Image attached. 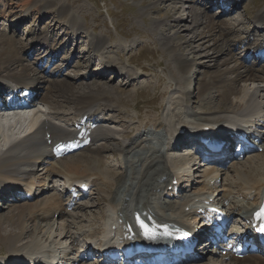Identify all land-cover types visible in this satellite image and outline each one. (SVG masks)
<instances>
[{
	"label": "rangeland",
	"instance_id": "1",
	"mask_svg": "<svg viewBox=\"0 0 264 264\" xmlns=\"http://www.w3.org/2000/svg\"><path fill=\"white\" fill-rule=\"evenodd\" d=\"M34 4L38 8L29 9L27 12L26 7ZM237 4L234 11L219 17V10H216L212 1L207 0H27V2L26 0H0V37L10 36L14 39L17 48L23 51L27 50L29 63L36 62L41 56L47 61L52 60L50 68L60 69V73L55 77H52L50 72L44 73L46 80L51 81L54 78L56 81H62L66 79L74 92L84 94L89 92L91 87L101 84L102 89L97 93L94 110L107 114L106 117H110V119L108 122H103L102 125L116 131L113 138L103 140V147L98 149L104 156L101 167H110L123 172L126 162L124 152L121 151L119 145L123 144V141L129 142L130 137L133 138L137 133L144 131L167 140L171 133L176 132V127L171 129L167 125L168 121L173 119L169 116V111L173 106L181 113L185 111L184 114H187V111L197 112L196 114H203V116H223L237 120L239 118L229 116L243 115L244 111L232 108L229 100L217 97L216 88L209 87L203 93L198 91L200 83L208 80V75L216 70L215 67L229 70L239 64L241 60L243 61L242 45L239 42L246 39L249 32L252 33V38L248 39L251 45L255 38L263 37L264 30L259 33L255 29V19L264 13V0H241ZM202 10L206 11V16H213L215 21L221 22L220 26L224 25V30L228 28L230 30L228 34L234 42H230L232 56L227 63H223L226 57L212 55V50L207 47L208 44H203L204 42L199 38L202 28L199 26L194 28L191 15L193 12ZM41 34L47 37L42 44L46 46L44 49H53L54 57L52 55L45 56L46 51L44 54V51L40 53L35 51V49L41 48L38 39ZM191 36H194L195 39L192 49L187 47V43H184ZM93 38L100 39L98 47L91 44ZM176 44L180 45L181 50L175 47ZM175 49H177L176 53H174ZM193 50L195 52H192ZM207 53L212 57L206 58ZM179 55L192 58V63L186 72V81L181 79L182 73L177 60ZM244 64L257 70L264 68V64L259 67L245 62ZM258 74L261 73L258 72ZM244 87L249 92H253V90L256 92V99H253V103H259L257 110L260 111L264 105V80L251 79L238 82L236 92L232 94L230 100L238 98L239 95L243 97L240 92L245 89ZM186 92H188L190 106L185 105ZM50 95L55 98L53 93ZM55 99L58 100L56 112H53L44 102H36L25 113L28 115L27 123L32 125L36 119L34 114L37 113L40 119L46 117L57 125L70 128L76 120L74 100L57 96ZM254 111L250 115H253ZM185 119L196 122L193 117L191 119V117L185 116ZM155 122L162 125L154 129L153 123ZM242 122L244 121L242 120ZM18 128L15 127L13 130L17 132ZM127 131H129L128 135L125 134ZM263 143L264 141H262ZM173 147L174 144L172 146L167 143L164 145V149H166L164 153L166 163L164 162V164L186 178L187 172L195 170V167L191 168L189 155L185 149L173 150ZM87 153V151L85 153L79 151V154L76 152L64 158L71 160ZM260 154L264 156V151L249 153L240 163L232 165H235L234 167L237 169H244L248 158ZM161 165L163 163L159 165L160 168H162ZM48 167L51 166L45 164L38 166L33 178H43ZM41 168L44 169L42 172ZM201 170L199 168L197 172H191L190 177L201 174ZM206 171L205 169V173ZM119 172L108 177L110 180L116 181ZM235 173L236 171L231 168L225 173L221 172V176L224 174L222 183L226 188L232 189V196L234 194L233 197L231 196L232 199L230 197L233 202L231 212L236 217H241L238 214L240 210L237 209H241V205L247 206L250 201L249 199V202L243 200L241 193L243 185ZM68 180L69 178L64 175H55L51 183H46L49 189L46 194L38 196L36 199L33 197L34 200L28 202H5L4 207L1 205L0 215L3 217L14 211L16 205L26 203L43 207L42 203L54 195L65 198L66 195L62 191ZM99 184L67 215L48 219L50 223L55 222L54 228L57 229L54 233V241L50 245V249H53L45 251L44 248H49L46 243L43 247L44 250L37 253L39 256L45 257L49 251L62 254L64 250L71 249L69 244L71 239H74L76 244H81V240H84L82 233L89 235L94 229L97 230L103 226L101 216L107 214L109 210L108 198L114 196L111 194V190L113 191L116 186L113 185L106 191L102 184L100 186ZM52 185L55 186V189ZM9 205L10 207H8ZM63 224L69 225L70 230L74 232L73 238L65 237L64 239L59 236ZM94 235L92 236L93 240L100 237L98 232H95ZM26 241H31V237L17 244L23 246ZM6 254H8L7 247L0 243V258ZM214 258L212 257L210 264H218ZM203 260L205 263L209 259ZM83 264L90 263L84 262Z\"/></svg>",
	"mask_w": 264,
	"mask_h": 264
},
{
	"label": "bare ground",
	"instance_id": "2",
	"mask_svg": "<svg viewBox=\"0 0 264 264\" xmlns=\"http://www.w3.org/2000/svg\"><path fill=\"white\" fill-rule=\"evenodd\" d=\"M32 8L37 9L38 6L36 7V4L27 6L26 11L28 12ZM205 12V10H202L192 13L191 18L194 28L195 26L202 28L199 33L200 36L199 34L198 36L204 42L203 44H208L207 47L209 50H212V55H223L226 57L223 63H227L232 56L230 42H234L228 34L230 30L229 28L224 30V25L222 27L220 26L221 22L218 23L215 21L213 16H206L207 14ZM255 22L258 26H264V13L259 15L255 19ZM38 39L41 48L35 49V51L40 53L45 50L44 48L46 46L42 44H44L47 37L41 34ZM194 40V36H191L184 43H187V47L192 49ZM91 42L93 46L98 47L100 39L93 38ZM175 47L181 50L179 44H176ZM177 49L174 50V53L177 52ZM245 49L254 51L255 47H251L245 43ZM52 50L50 49L48 54H51ZM26 51L17 48L14 39L10 36L4 35L0 37V86L5 85L4 91L11 90L15 87H21L22 91L25 88H29V90L36 93L35 98L49 105L53 112L57 107L56 105H58V100L55 99L56 96L63 97L64 99L72 98L76 105V117L79 121L76 123L75 128L70 130L55 124L47 118L40 119V116L35 113V122L29 125L27 123L28 115H25L27 112L26 109L23 112L17 113L0 111V199H4L10 190H22L24 193H30V195L37 197L47 191L45 185L55 175H64L69 178L68 181L70 182H88L92 187L98 185L101 181L106 191L115 185V189L113 191L111 190V194L114 196L108 198L107 205L109 210L107 214L101 216L103 226L100 229H94L89 235L82 233L81 235L86 239L91 238L95 232H98L100 235L98 239L109 238L110 242H112L110 245H114V241L121 240L123 244L129 246L130 244L127 240L131 238L143 240L141 238L144 236L153 235L158 232L171 233L174 225L190 229L191 220L195 216V214L191 213V210L195 206V198L201 194H207L213 192V190L218 191L220 199L217 203L223 206L225 201L230 199L232 196L231 188V190L229 187L226 188L223 183V186H216L215 183L210 184L212 179L215 180L217 178V173L214 172L216 170L212 168L198 176L199 178L196 180L197 185L192 193L184 192L181 194V199H171V192H174L176 186L173 185L171 191L166 193L167 186L170 185L173 179H177L179 182L182 178L177 171L164 164V162L166 163V155L164 154L166 151L164 145L166 143L167 145L177 143V148L179 147L178 149H180L188 143L189 140L187 137L190 132L199 131L208 127L210 131H207V133L212 132V134L216 135L215 130L218 127L236 129L242 127L240 125L243 123L248 124L252 120L256 122L258 127V130H255L256 134L261 136L262 141H264V105L260 111L257 110L259 103H253L256 92L254 90L253 92H249L244 87L245 89L240 92L243 97L239 95L238 98L230 100L232 94L236 92L238 82L251 79L264 80V68H260L259 70L253 69L243 65L241 61L229 70H222L219 67H215L216 70L208 75L207 81L204 80L200 83L198 89L199 93H203L209 87L216 88L217 97L229 100L230 106L237 111L240 109L244 111L242 116L239 114L241 117L229 116L231 118L237 117L239 118L238 120L228 119V117L223 116H203V114H196L197 112L187 111V114H184L185 111L181 113L173 106L171 111H169V116L173 119L167 120V125L171 129L176 127V132L171 133L167 140L154 136L150 132L144 131L137 133L138 135L136 134L135 137H130L129 142L123 141V144L119 145L121 151L124 152V160L126 162V165H124L125 170L119 172L110 167L102 168L104 156L100 154L98 149L103 147V140L108 138L112 139L116 131L98 123L99 121L108 122L110 117H106L107 114H99L94 111V106L97 101L96 97H98L97 93L102 89L101 84L91 87V90L84 94L77 93V91L74 92L71 84L66 79L62 81H56L54 78L51 81L46 80L44 72L47 67L40 62L42 59L39 58V62L29 63L27 61L28 54ZM192 52L195 51L193 50ZM212 55L207 53L206 58H211ZM177 60L179 70L182 73L181 79L186 81V72L192 63V58L189 59L188 56L179 55L177 56ZM52 71L54 70H50V72ZM57 71L59 74V70ZM258 72L261 74H258ZM255 90L259 92L257 88ZM50 93H53L55 98ZM185 94V105L190 106V99L188 100L187 97L188 92ZM17 95L9 94L8 98L16 97ZM102 96L107 97L105 95ZM0 106L2 107L1 101ZM253 111L254 114L250 115ZM257 115L259 117H256ZM185 116L191 117V119L193 117V120L196 122L191 119V121L185 119ZM87 121H92L89 126L85 125ZM160 125L162 124L155 122L153 123V128L156 129ZM34 126L35 128L31 132H28V129ZM15 127H19L17 132L13 130ZM246 129L250 130L252 127L248 126ZM86 134L87 136L85 138L89 141V144L80 151H84V153L87 151V154L79 157L76 156L75 159L71 160L59 157V159L55 160L56 163L54 162V164L50 162L52 160H48L51 167L46 169L44 177L33 178L38 166L41 163L47 162V159L53 155L54 150L57 152V148L70 147V143L67 141L68 138H81ZM125 134L128 135L129 131ZM153 140H156V142L152 143ZM98 142L100 143L98 144ZM262 146L264 150V143ZM255 158L257 159L254 160ZM162 163V168H160L159 165ZM237 163H240V161ZM232 166L229 168H233L236 171L235 174L241 179L240 182L243 185V191L241 192L243 200L248 201L249 199L250 201H248L249 204L247 206L241 205V209H237L240 210L238 214L245 219L247 213L249 214L252 210H256L262 203L261 196L264 198V156L260 154L248 158L247 163L244 164L246 167L244 169H237L234 167L235 165ZM116 172H119L117 180H110L108 176L113 175V173L116 174ZM190 172L188 171L187 174L190 175ZM221 172L219 170L220 176ZM183 182L182 188H187L190 179L187 178ZM43 204V207L33 206V203L16 205L14 211H11L3 217L0 215V243L8 249V254L0 258L1 262L15 264L16 260L22 258L32 260L38 256V252L44 249L45 251L46 249H50V245L54 241V233H56L57 229L54 228L55 222L50 223L48 219L54 218V216L63 217L68 212L64 209L65 204L60 195L47 198ZM245 204L247 203L245 202ZM141 223L146 226L147 232L145 231V227H141ZM63 225L60 229L59 236L64 239L65 237L72 238L74 232L70 230L68 224ZM111 226L114 229L110 228ZM108 228L110 229L108 230ZM140 233L144 236H140ZM28 237H31V241L24 242L23 246L17 244L18 242L25 241ZM46 243H48L47 247L49 248L43 249ZM69 243L74 248V239H71ZM115 246H118V243ZM209 252V250L206 251L201 258L209 259L207 262L204 263V260L199 259L192 263L210 264L212 257H216L214 259H216L218 264H264V256L258 254H250L243 258L227 256L224 259L223 257L218 258L216 254ZM80 263L82 262L80 261Z\"/></svg>",
	"mask_w": 264,
	"mask_h": 264
},
{
	"label": "snow or ice",
	"instance_id": "3",
	"mask_svg": "<svg viewBox=\"0 0 264 264\" xmlns=\"http://www.w3.org/2000/svg\"><path fill=\"white\" fill-rule=\"evenodd\" d=\"M256 218L261 221H264V206L261 207L260 212L256 213ZM141 227H145V231L147 232V228L145 225H143V223H141ZM258 231H260L261 233H264V222L260 224Z\"/></svg>",
	"mask_w": 264,
	"mask_h": 264
}]
</instances>
